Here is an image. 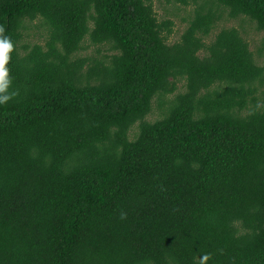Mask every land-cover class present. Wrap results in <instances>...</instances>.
<instances>
[{
  "label": "trees",
  "instance_id": "16d2710c",
  "mask_svg": "<svg viewBox=\"0 0 264 264\" xmlns=\"http://www.w3.org/2000/svg\"><path fill=\"white\" fill-rule=\"evenodd\" d=\"M166 1L0 0V264H264V0Z\"/></svg>",
  "mask_w": 264,
  "mask_h": 264
},
{
  "label": "rangeland",
  "instance_id": "374dc122",
  "mask_svg": "<svg viewBox=\"0 0 264 264\" xmlns=\"http://www.w3.org/2000/svg\"><path fill=\"white\" fill-rule=\"evenodd\" d=\"M153 2V8L155 11V14L157 16L158 20H171L173 22L172 25V33L168 38V42L172 43L176 40H179L180 34L183 32L186 24H187V18L189 13L187 12L188 10L191 9L190 6L185 7L182 6L178 3L174 2H168L166 0H152ZM242 22H239V20H229V21H222L219 23L218 28L220 25H234L238 26L240 28V24ZM243 33L242 35L247 38L249 41V47L250 50L254 52V54L257 52L258 48L261 46L262 42V32H258L255 30L253 25L247 24L243 22ZM217 28V29H218ZM44 31V28L40 26L38 20L33 21L29 25V29L26 30L24 34L23 41L25 42H31L32 40H37V41H42V37L40 36ZM217 31V30H214ZM210 38V37H209ZM95 45H90L86 49L80 51L79 53L82 56L86 55H92L95 54ZM255 61L259 64L264 62V56L263 57H258L255 54ZM182 90V86L179 84V88L177 91ZM157 100L154 99L152 101V110L150 114L146 116V119L149 121H152L154 118L157 117ZM134 130V128H133Z\"/></svg>",
  "mask_w": 264,
  "mask_h": 264
}]
</instances>
